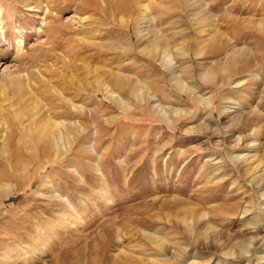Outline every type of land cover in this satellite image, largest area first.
Here are the masks:
<instances>
[{"label": "rangeland", "instance_id": "rangeland-1", "mask_svg": "<svg viewBox=\"0 0 264 264\" xmlns=\"http://www.w3.org/2000/svg\"><path fill=\"white\" fill-rule=\"evenodd\" d=\"M0 264H264V0H0Z\"/></svg>", "mask_w": 264, "mask_h": 264}, {"label": "bare ground", "instance_id": "bare-ground-1", "mask_svg": "<svg viewBox=\"0 0 264 264\" xmlns=\"http://www.w3.org/2000/svg\"><path fill=\"white\" fill-rule=\"evenodd\" d=\"M17 46H16V50H15V53H20L21 51H22V48H21V46H22V40L21 39H19L17 42ZM165 52L167 51L166 49L164 50ZM163 51V52H164ZM142 85V84H141ZM144 86H146L145 84H143L142 86H141V88L143 87L144 88ZM147 87V86H146ZM149 88V87H148ZM147 90V89H146ZM150 90V89H149ZM106 91L107 92H109V94H110V96H113V93H111V91L110 90H107L106 89ZM151 97H155V95L154 94H149ZM206 100V99H205ZM207 103V102H206ZM33 104V103H32ZM207 104H209V103H207ZM36 106V105H35ZM82 108V107H81ZM74 109V108H73ZM83 109H84V107H83ZM79 110V109H78ZM89 111V110H88ZM82 112H83V110H82ZM81 113V112H80ZM84 113V112H83ZM88 113V112H87ZM49 114V113H48ZM82 114V113H81ZM84 116L86 115V114H83ZM32 117H34V116H32ZM35 119V118H34ZM33 119V120H34ZM48 120H47V125H46V127L48 128L47 129V132H44V135H42V140H44L45 142H48L50 139H58V138H65V139H69V140H71V138H69L71 135H72V133H71V127H70V125H67V124H64V122H66V121H57L56 119H54L52 122L50 121L52 118L51 117H48L47 118ZM46 121V120H45ZM170 121V120H169ZM37 122V121H36ZM35 123V122H34ZM70 123V122H69ZM71 124V123H70ZM74 124V123H73ZM42 129H44V128H42ZM41 129V130H42ZM4 135V134H3ZM36 135V134H35ZM257 136L255 137V139H253V145L254 144H256L257 143ZM50 142V141H49ZM48 142V143H49ZM240 156V155H239ZM238 156V157H239ZM244 157V156H243ZM263 163V161H262V159L258 162V164L259 163ZM261 163V164H262ZM261 164H259V165H261ZM251 210H250V208H245L244 209V211H243V213H248V212H250ZM263 213V212H262ZM202 217H204L205 216V214L204 215H201ZM200 217V216H199ZM255 223H257V222H255ZM255 225V224H254ZM258 228V227H257ZM249 244V243H248ZM248 244H247V246H248ZM246 245H244L243 246V248H242V251L243 252H247V249H248V247H247Z\"/></svg>", "mask_w": 264, "mask_h": 264}]
</instances>
